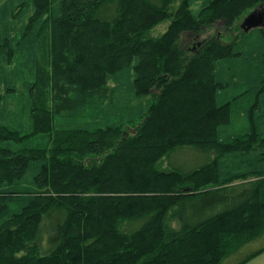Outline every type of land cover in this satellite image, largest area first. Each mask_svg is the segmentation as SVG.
Wrapping results in <instances>:
<instances>
[{
    "label": "trees",
    "instance_id": "trees-1",
    "mask_svg": "<svg viewBox=\"0 0 264 264\" xmlns=\"http://www.w3.org/2000/svg\"><path fill=\"white\" fill-rule=\"evenodd\" d=\"M261 8L0 0V264L264 253V28L240 27ZM218 21L229 42L180 45Z\"/></svg>",
    "mask_w": 264,
    "mask_h": 264
},
{
    "label": "rangeland",
    "instance_id": "rangeland-1",
    "mask_svg": "<svg viewBox=\"0 0 264 264\" xmlns=\"http://www.w3.org/2000/svg\"><path fill=\"white\" fill-rule=\"evenodd\" d=\"M242 22L240 23V25ZM170 25V20L164 21L162 24L157 26L152 31V36L155 38H161L168 30ZM226 21H218L216 24L204 27L199 34V36L195 37V35H192L190 33L183 34L181 37L180 45L186 49L191 55L192 53H195L198 47L205 42L208 39H216L220 42H229L231 39L234 38L235 34H233L231 31L225 29ZM132 130V129H130ZM129 136L133 135L132 133L127 131ZM180 155L175 157V161L177 163H181L179 158ZM122 176L119 177L118 181H122ZM259 246H262V244H255L251 246L249 251L256 250ZM247 264H264V253L257 256L256 258L249 261Z\"/></svg>",
    "mask_w": 264,
    "mask_h": 264
},
{
    "label": "water",
    "instance_id": "water-1",
    "mask_svg": "<svg viewBox=\"0 0 264 264\" xmlns=\"http://www.w3.org/2000/svg\"><path fill=\"white\" fill-rule=\"evenodd\" d=\"M240 27L245 33H249L254 29L264 28V9L261 8L252 12L243 20ZM129 132L135 134L136 130L129 129ZM125 136L128 137L129 135L126 134Z\"/></svg>",
    "mask_w": 264,
    "mask_h": 264
},
{
    "label": "bare ground",
    "instance_id": "bare-ground-1",
    "mask_svg": "<svg viewBox=\"0 0 264 264\" xmlns=\"http://www.w3.org/2000/svg\"><path fill=\"white\" fill-rule=\"evenodd\" d=\"M254 12V11H253ZM250 15V14H249Z\"/></svg>",
    "mask_w": 264,
    "mask_h": 264
}]
</instances>
